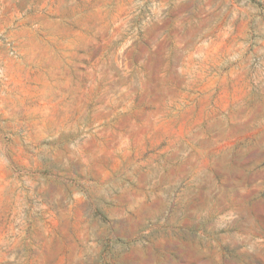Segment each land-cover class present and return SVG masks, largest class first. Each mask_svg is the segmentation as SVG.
Segmentation results:
<instances>
[{
	"label": "rangeland",
	"instance_id": "obj_1",
	"mask_svg": "<svg viewBox=\"0 0 264 264\" xmlns=\"http://www.w3.org/2000/svg\"><path fill=\"white\" fill-rule=\"evenodd\" d=\"M0 264H264V0H0Z\"/></svg>",
	"mask_w": 264,
	"mask_h": 264
}]
</instances>
